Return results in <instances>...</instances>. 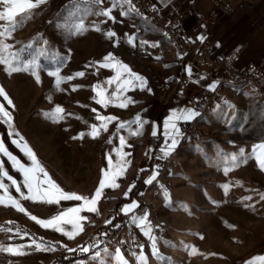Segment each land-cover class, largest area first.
I'll return each instance as SVG.
<instances>
[{
  "label": "rangeland",
  "instance_id": "obj_1",
  "mask_svg": "<svg viewBox=\"0 0 264 264\" xmlns=\"http://www.w3.org/2000/svg\"><path fill=\"white\" fill-rule=\"evenodd\" d=\"M115 3L110 13L113 22L96 15L112 8L113 0H102L99 5L95 0H47L26 24L0 37L3 44L12 45L0 55L13 66H17V57L20 66L29 61L37 65L11 74L0 65V88L13 102L9 106L0 97V103L11 113L10 125L0 123V137L21 163L35 168L10 142L11 128L12 139L20 141L25 151L31 149L47 172L46 188L33 183L26 189L22 174L0 154L4 170L19 183L16 188L15 180L0 174V264H50L58 239L72 236L67 247L75 246L105 223L120 197L112 188H132L143 168L150 167L155 149L151 129L156 136L161 135V147L156 152L163 157L160 150H168L165 122L174 111L192 108L190 102L214 84L202 75L179 87L184 66L178 65L172 42L127 0ZM96 27L101 30H94ZM108 30L117 36L107 38L104 33ZM128 37H135V47L128 43ZM10 52L17 56H10ZM109 53L147 81L144 90L123 93L133 101L126 108L116 106L121 103L119 99L107 108L94 99L100 98L97 93L101 90L94 91V86L106 89V97H111L116 88L115 83H105L116 75L115 69L100 66ZM49 71H58V75L49 76ZM76 72L85 75L64 79ZM167 83L178 86L168 103L169 95L159 92V86ZM246 91L253 94L247 101L220 102L231 105L221 111L214 109L216 104L212 126L199 128L203 135L191 134L183 145V128L178 125L182 121H178L181 135L177 147L182 146L171 157V165L165 174L154 164L145 172L137 189L159 186L155 196L160 202L164 233L148 249L144 264H264V155L257 149L260 167L252 155L253 146L264 143V103L250 85H242L241 93ZM57 106L61 113L55 112ZM97 115L115 117L106 122L107 131ZM137 116L148 123L141 128L135 122ZM120 124L125 127L119 128ZM92 125L99 129L95 138ZM81 133L83 138L73 139ZM121 136L125 145L121 153H116L113 150L120 147ZM241 147L245 149L243 154L239 152ZM109 156L112 165L107 162ZM124 169V175L115 180ZM154 175L156 179L146 184ZM7 224L29 227L39 239ZM61 228L67 230L66 234L60 232ZM101 262V257L90 256L75 264Z\"/></svg>",
  "mask_w": 264,
  "mask_h": 264
},
{
  "label": "built area",
  "instance_id": "obj_2",
  "mask_svg": "<svg viewBox=\"0 0 264 264\" xmlns=\"http://www.w3.org/2000/svg\"><path fill=\"white\" fill-rule=\"evenodd\" d=\"M130 1L134 7L139 9L142 16L150 21L158 22V31L172 42L176 50L179 66L200 68L203 76L216 82L214 90L207 89L199 98L190 102L194 110L201 111L203 108L215 106V98H222L223 101H232V104H237L243 98L241 92H237V85L256 84L259 87V92L264 95V59L261 62L251 60L241 65L240 51L216 55V47L211 37L220 17L233 11L230 4L221 2L217 7L200 13V21L195 35L189 37L185 32L184 16L182 14L174 18L163 13L162 6L156 0ZM200 37L204 38L203 42H201ZM177 87H173L168 83L161 84L159 92L163 96H170L176 92ZM178 125L183 128L186 136L201 134L199 128L195 127L192 122H178ZM159 142L160 137L155 136L152 139L153 147H156ZM171 162L172 158L167 157L158 160L155 167L161 174H165V170L168 169ZM168 185H172L170 181ZM124 205L125 202L121 203L116 209V214L120 218L118 217L109 225L101 224L87 234L81 242L75 246L65 248L63 252L71 254L75 260L90 257L91 252H101L109 245L115 246L122 253H137L141 248L140 246L146 245L149 241L136 236L132 218L134 216H144L145 214H148L147 218L153 234L157 237L163 235V216L157 204L143 200L142 195L138 207L126 215L122 212ZM82 247H88L89 252L84 253L81 250ZM68 249H76V251L69 252Z\"/></svg>",
  "mask_w": 264,
  "mask_h": 264
},
{
  "label": "snow or ice",
  "instance_id": "obj_3",
  "mask_svg": "<svg viewBox=\"0 0 264 264\" xmlns=\"http://www.w3.org/2000/svg\"><path fill=\"white\" fill-rule=\"evenodd\" d=\"M47 2V0H0V37H4L6 34H10L11 32L16 31L19 27H21L22 25L26 24L28 20H30L34 14V10L40 8L41 5H44ZM102 2V0H95V3L97 5H99ZM116 7V3L115 0H113V7L109 8L107 11L100 13L97 12L96 15H103L109 19H112L113 22H115V18L110 16V13L113 11V9ZM74 15V13H73ZM128 15V13H122V16ZM66 27L68 25H65ZM94 30L96 31H100L101 29L99 27H96ZM106 35L107 38H112L117 36V34L112 31V30H108L104 33ZM127 36V34H125ZM201 42H203V37H200ZM135 41V37H128V43L132 46L135 47L136 44L134 43ZM0 45H2V48H0V52L2 51H6L9 48L12 47V45H8V44H3L2 40H0ZM114 46H118L114 45ZM238 50V49H237ZM10 56H14L16 57L17 54L14 52H10L9 53ZM103 63H101V67L103 68H114L116 71V75L110 79H107L105 81L106 84L108 85H112V84H116V88L114 91H112L111 93V97H106V89H102L100 85H96L94 86V91L97 88H100L101 90L97 93V95L100 97L99 99H96V97H94V99L96 100L97 104L102 105L103 107L107 108L108 105L110 103H112L113 100H121V103H119L118 107L120 108H126L129 104H131L133 101L131 100L130 97L127 96H123V93L129 89H140V90H144L147 87V81L145 80V78L141 75H138L134 72H132L129 68V66L127 64H121L120 61L118 59H116L114 57V55L112 53L107 54L104 58H103ZM0 65H4V70L5 72L11 74L14 72H20V71H29L30 69H35L37 67L36 64H34L32 61L23 63L22 66H20V61L19 58L17 57L16 59V65L17 66H13V63L10 62L9 60H7L3 55H0ZM35 74V73H34ZM49 76H57L58 75V71L57 72H52L49 71L47 73ZM187 74L189 76V78H192V72H191V68L189 67L187 69ZM85 75L84 72H76L74 74V76H68L65 77L64 79L66 80H72L74 77H83ZM36 79L37 82H39V75H36ZM201 79H203V77H201ZM57 83H59V80H57ZM209 90H214L215 85L214 84H210L207 86ZM75 90V89H74ZM149 91H151L149 89ZM0 97H3V100L7 102V105L12 106L13 102L12 100L8 97L7 93L4 92V90L2 88H0ZM63 110L57 106L55 109L56 113H61ZM96 110L93 109V112H95ZM201 115V113L199 111H196L190 107L188 108H183L180 109L178 111H174L172 113V115L168 118V120L165 122V131H164V137H165V146L168 149L167 151L165 150V148H162L160 151L163 153L164 157H167L171 154V151H173L177 146H178V142H179V137L181 135V130L180 128L177 126V122L178 121H182V122H190L194 119H196L197 117H199ZM97 120H100L104 123H102V127L105 131H107V121H111L113 119H115V117H103V116H99L97 115ZM136 123L140 124V127L142 128L144 124H147L148 121H142L139 116L136 117ZM0 123H4L6 125H10L11 124V113L10 111H8L5 107L4 103H0ZM125 125L124 124H120L119 128H124ZM135 134V133H134ZM157 133L154 130L152 135L155 136ZM14 133L11 130V128H9L8 131V136L10 139V142L12 143V145H14L15 147H17L22 153L23 155L28 159V161L30 162V164H35L36 167L32 168L31 166H26L25 164L21 163L19 161V159L13 155V153L11 151L8 150V148L5 146L2 137H0V154H2L4 157H7L9 162L11 163L12 167L14 168L15 171L20 172L23 176V180L22 183L24 184V187L27 189L28 187H31L33 183H35V185L38 188H46L47 187V181L45 180V175H46V171L44 168L40 167L39 164L36 161V158L34 156V154L32 153L31 149H28L27 151H25L24 147H21V143L20 141H18L17 139H12ZM18 135V133L16 134ZM91 135L93 138H95L97 135H99V129L97 128L96 125H92V132ZM84 133L79 134V136L77 137H73V139H78V138H83ZM170 141V143H169ZM111 142V141H110ZM119 143H120V147L114 149L113 151L116 153H121L122 148L125 145V139L123 136H121L119 138ZM230 143H234V142H230ZM257 149L260 150V154L264 155V143H260V144H256L253 146L252 149V155L253 157H256L258 160V157L256 156V152ZM239 152L241 154H243L245 152V149L243 147H241L239 149ZM127 155H131V153H127ZM236 155L233 154V160H235ZM108 164L112 165V158L111 156L108 157L107 160ZM246 162V161H245ZM127 163V162H125ZM258 166L259 165V160H258ZM261 170H264V168H261ZM124 171L123 170L122 174L117 175L115 177V180L124 175ZM0 174H2L3 177H7L8 180H15L12 176H10L8 174V172L6 170H4V164H3V160L0 159ZM48 175V174H47ZM49 177V175H48ZM50 179V177H49ZM156 179V175L152 176L150 179H147L145 181L146 184H151L154 180ZM16 181V180H15ZM2 180H0V184H2ZM99 186V185H98ZM15 187L18 188L19 187V183L15 184ZM57 188H59V185L56 186ZM134 187V185L132 186ZM60 191L62 192L63 189H60ZM131 191V189L129 190ZM70 197L73 198H77L80 200H84L86 199L85 197H81L78 196L77 194H68ZM128 196V193L126 194V198ZM262 198H264V196H262ZM248 199H251V197H249ZM47 202V201H45ZM53 203H56V201H53ZM127 207H131L132 209L138 207V204H136L135 201H133L130 205H126ZM122 212L126 215L128 212L124 211L122 209ZM148 214H145L144 216H140V217H133L132 218V223L136 225L137 228H141L142 225L144 224L145 219L147 218ZM109 223L111 222V220L108 221ZM148 231H143L141 232L143 235H145L146 238H148L149 240L152 239L151 236V225H148ZM56 230V229H54ZM67 230H64L63 228L60 229V232L62 234H66ZM69 239L74 238L72 236H68ZM135 242V241H133ZM121 243H123V241H121ZM66 247V246H65ZM141 247V254L143 253V245L140 246ZM81 250L84 253H88L89 252V248L88 247H82ZM69 252H75L76 249H68ZM105 252H107V249L105 248L104 250ZM116 251H119V249H116ZM133 255H136L135 252L132 253ZM100 253L96 252L93 254V258L99 257Z\"/></svg>",
  "mask_w": 264,
  "mask_h": 264
},
{
  "label": "crops",
  "instance_id": "obj_4",
  "mask_svg": "<svg viewBox=\"0 0 264 264\" xmlns=\"http://www.w3.org/2000/svg\"><path fill=\"white\" fill-rule=\"evenodd\" d=\"M156 1L162 6L163 13L167 15H171L174 18H176L180 14L184 16L183 25L185 28V32L187 36L189 37H194L195 35L196 29L200 21V18H199L200 13L207 12L217 7L221 2L230 4L233 8V11L227 15H223L220 17V19L218 20V23L215 26L213 35L211 37V40L213 41L216 47V55L230 54L235 51H240L241 52V62H240L241 65L251 60L256 61V62H261L264 59V0H156ZM188 68L189 66L185 68V77L181 80V82H179L178 84L179 87L183 85L185 81L190 80L187 74ZM190 68L192 72V78L195 79L203 75L200 68H197V67H190ZM212 82L214 83V85L216 84L214 80H212ZM253 92H254V88H253ZM174 94L170 95L167 98V103L172 99ZM250 94H252V92H250ZM250 94H248L247 91L244 92L242 94V97H243L242 100L246 99L247 101L249 98H252ZM229 107H231L230 104L225 105V103H217L214 109L221 111ZM234 107L235 106L232 105V108ZM164 109H165L164 107L161 108L160 112L157 115V118L161 116ZM214 109L212 108V110L209 113L203 116H199L194 122H192L195 124V127L200 128L201 130L204 128L211 127L212 126L211 124L213 123V110ZM151 133H153L152 129H151ZM183 133H184V136H183L182 145L187 141V138H188L184 130H183ZM158 135L161 137L160 133H158ZM161 139L162 138H160V140ZM181 146L177 147V149L167 157H173L176 151ZM159 147H161L160 142L155 147L152 155H154L155 157L156 156L159 157L160 160L167 158L164 156L160 157L157 154L156 150ZM147 159L148 158L144 159L143 161H147ZM156 162L157 161L154 160V163H153L154 167H155ZM153 164H152V167H153ZM149 168L150 167L145 166L143 170L144 169L148 170ZM133 188L134 187L130 188L131 191ZM158 188L159 186L155 185L153 187L151 184L146 189L145 188L135 189L133 190V192L129 191L130 189L126 188L125 186H122L121 189L112 188V190L116 191V193H119L120 197L126 196V194L128 193L127 198L125 197V205H124L123 210L128 213H131L137 207L132 209L131 207L126 208L125 206L130 205L133 201H135L136 204L139 205L140 197L142 195H143V198H146V200H148L149 202L155 203L160 207V202L158 198L155 196L157 194ZM118 217L119 216L116 214V210L114 209V211L110 212V214L106 217V222H108L109 220H111L112 222L113 220L118 219ZM137 217H140V216H137ZM149 224H148L147 219H145L144 224L142 225L140 229L137 228L136 225L134 224L135 230H136V236L143 240L149 241V243L143 246L142 254H141V248L138 250L136 255H133L132 254L133 252L122 253L120 251H116L115 246L109 245L106 248L107 252L104 251L105 249L99 252L100 253L99 257H101L102 259V262L100 264H144V259L146 257V253L148 249H150L153 246V242L155 243V241L158 240V237L153 234L152 227H151V236H152L151 240L146 238L145 235L141 233L143 231L149 230L148 229ZM70 242L71 241L68 240V237L67 238L64 237V239L62 240L58 239V243L60 244V247L57 246L55 257L50 261V264H58L59 258L64 253L63 252L64 249L67 248V245ZM83 260L84 259L75 260L69 264L79 263V262H82ZM90 262L92 261L88 260V263Z\"/></svg>",
  "mask_w": 264,
  "mask_h": 264
},
{
  "label": "trees",
  "instance_id": "obj_5",
  "mask_svg": "<svg viewBox=\"0 0 264 264\" xmlns=\"http://www.w3.org/2000/svg\"><path fill=\"white\" fill-rule=\"evenodd\" d=\"M186 68V67H185ZM185 68L183 69V72H182V79L185 77ZM154 158L155 156L152 155L151 159H150V168L152 167V164L154 163ZM147 171V169H144L141 171L138 179H137V182L134 186V188L132 189L131 192H133V190L137 189L138 186L140 185L141 181L143 180V176L145 174V172ZM125 202V196H122L118 199L114 209L116 210L117 207H119L121 205V203ZM115 220H113L112 222L108 223V222H105L104 225H109L111 223H113ZM7 226H11L12 228H15V229H18L22 232H25V233H28L30 234L31 236L35 237L36 239H39V236L36 234V232L34 230H32L31 228L29 227H26V226H23V225H17V224H7ZM58 247H60V244L57 243L56 244ZM72 261H75V258L71 255V254H68L66 252H64L61 257L59 258L58 260V264H69L71 263Z\"/></svg>",
  "mask_w": 264,
  "mask_h": 264
},
{
  "label": "bare ground",
  "instance_id": "obj_6",
  "mask_svg": "<svg viewBox=\"0 0 264 264\" xmlns=\"http://www.w3.org/2000/svg\"><path fill=\"white\" fill-rule=\"evenodd\" d=\"M127 1L130 5L134 6L130 0H127ZM138 11H139V9H138ZM152 23H154L156 25V27L158 28V22L157 21H152ZM248 85H250L254 88V93H255L256 97L264 103V95L261 92H259L258 85H256V84H248ZM241 90H242V85H237V92H241ZM220 102H226V101H223L222 98H215V104L220 103ZM228 102H232V101H228ZM213 107L203 108V110H201L199 112L201 113V115H204V114L210 112ZM193 125H194V123H193ZM168 167H169V165H168ZM165 172H166V170H165ZM143 200H146V199L143 198ZM94 253H96V252H91L90 256H93Z\"/></svg>",
  "mask_w": 264,
  "mask_h": 264
}]
</instances>
